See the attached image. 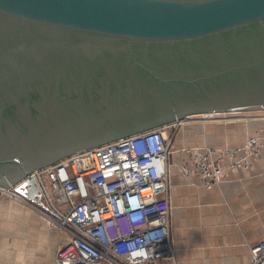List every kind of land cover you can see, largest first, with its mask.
Here are the masks:
<instances>
[{"label": "water", "instance_id": "1", "mask_svg": "<svg viewBox=\"0 0 264 264\" xmlns=\"http://www.w3.org/2000/svg\"><path fill=\"white\" fill-rule=\"evenodd\" d=\"M167 104L264 110V0H0L1 186L50 210L33 170Z\"/></svg>", "mask_w": 264, "mask_h": 264}, {"label": "built area", "instance_id": "2", "mask_svg": "<svg viewBox=\"0 0 264 264\" xmlns=\"http://www.w3.org/2000/svg\"><path fill=\"white\" fill-rule=\"evenodd\" d=\"M222 114L219 120L231 121L240 112ZM190 118L123 136L33 170L29 176L35 177L52 212L15 189L28 175L8 187L0 185V198L26 205L66 235L54 264H177L168 162L176 133ZM205 118L217 120L215 114ZM181 151L182 173L197 177L210 189L225 181L230 170L251 169L252 159L264 154V135H250L242 146ZM250 256L244 264H264V239L250 248Z\"/></svg>", "mask_w": 264, "mask_h": 264}, {"label": "crops", "instance_id": "3", "mask_svg": "<svg viewBox=\"0 0 264 264\" xmlns=\"http://www.w3.org/2000/svg\"><path fill=\"white\" fill-rule=\"evenodd\" d=\"M183 134L186 138L173 141L168 162L177 264L247 263L250 248L264 239V154L252 159L251 169L230 170L225 181L209 189L182 173L181 150L242 146L250 135H264V121L188 125ZM65 240L26 205L0 198V264H54Z\"/></svg>", "mask_w": 264, "mask_h": 264}, {"label": "rangeland", "instance_id": "4", "mask_svg": "<svg viewBox=\"0 0 264 264\" xmlns=\"http://www.w3.org/2000/svg\"><path fill=\"white\" fill-rule=\"evenodd\" d=\"M219 114V115H218ZM215 114V119L217 120H204L205 115H194L191 116L190 119H188L187 121H185V123L179 127L176 136H175V140L174 142L177 143V141H179V139L181 138H186L185 135L183 134V131L185 130V128L190 125V126H203L206 125V127L210 128L212 125H217L218 124H231V123H235V124H247L249 122L255 121L257 119L259 120H263L264 121V110H253V111H246V112H240V114H237L236 117L231 121H221L219 119H221L222 117H224V114L222 113H218ZM226 116V114H225ZM234 116L232 115H228L227 117H232ZM193 137H196L195 135H192ZM201 146H209V145H201ZM174 147V145L172 146V148ZM196 147V146H195ZM1 199H6L9 201H14L17 202L15 200L9 199V198H1ZM19 203V202H17Z\"/></svg>", "mask_w": 264, "mask_h": 264}, {"label": "flooded vegetation", "instance_id": "5", "mask_svg": "<svg viewBox=\"0 0 264 264\" xmlns=\"http://www.w3.org/2000/svg\"><path fill=\"white\" fill-rule=\"evenodd\" d=\"M139 71V70H136ZM155 72H163V70L161 69H155ZM169 71V70H166ZM154 114H160L159 117L156 119L155 122L152 123H148L145 126H143V130H148V129H152L158 126H163L169 123H172L173 121H175L176 116L179 117L181 115H183L185 113V110L182 107H174V106H169L168 104L164 106V109L161 110L159 109V111L157 110V112L152 111Z\"/></svg>", "mask_w": 264, "mask_h": 264}]
</instances>
